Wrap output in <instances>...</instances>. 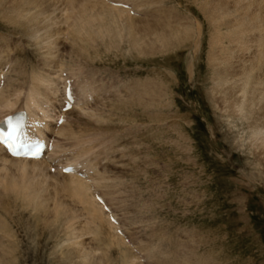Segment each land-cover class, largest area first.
Listing matches in <instances>:
<instances>
[{"label": "rangeland", "instance_id": "1", "mask_svg": "<svg viewBox=\"0 0 264 264\" xmlns=\"http://www.w3.org/2000/svg\"><path fill=\"white\" fill-rule=\"evenodd\" d=\"M122 1L135 30L100 0H0V94L22 107L35 86L63 93L61 71L86 79L56 148H89L97 168L0 158V264H264V0ZM139 84L160 111L125 107Z\"/></svg>", "mask_w": 264, "mask_h": 264}, {"label": "bare ground", "instance_id": "2", "mask_svg": "<svg viewBox=\"0 0 264 264\" xmlns=\"http://www.w3.org/2000/svg\"><path fill=\"white\" fill-rule=\"evenodd\" d=\"M95 1V0H94ZM100 1H102V2H104L103 4H104V8H107V9H109L110 11L111 10H113V11H116V12H118V13H120L119 15H121V14H123V15H126L125 17H126V20L128 21V23H127V26H128V30H130V29H133V30H135L136 29V27H137V23L135 22L137 19H136V17L135 16H131V14L129 15L127 12H129V13H131V11H132V9H130L131 7H130V5L129 6H127L126 7V2L125 1H122V0H115V1H110V2H105L104 0H100ZM98 2V1H97ZM69 3V5H71L70 3H72V2H68ZM108 4V5H107ZM73 5V4H72ZM75 6V5H74ZM73 6V7H74ZM72 8V7H71ZM73 9V8H72ZM82 10V9H81ZM89 10H91L87 5H85V6H83V10H82V13L80 14V16H79V20H80V22L79 23H77V33H83V32H85L86 31V33L87 32H89V31H87V24H88V20H85V19H88L87 18V15L88 14H86ZM105 10V9H104ZM112 11V12H113ZM103 13V12H102ZM104 14V13H103ZM123 15H121V16H123ZM104 17V16H103ZM124 17V18H125ZM123 18V19H124ZM246 18V17H245ZM116 20V19H115ZM125 20V19H124ZM245 21V20H244ZM123 22V21H122ZM245 23V22H244ZM245 25H246V23H245ZM244 25V26H245ZM238 26V25H237ZM239 27V26H238ZM74 32H76V31H74ZM84 34V33H83ZM146 41L141 37L140 38V40H139V42H138V44H137V46L138 45H144V43H145ZM1 59V58H0ZM4 60V59H3ZM9 62V61H8ZM5 63L2 61V62H0V71H2V69L5 67ZM252 67V66H251ZM43 76V75H42ZM35 78L37 79V80H39V81H46V80H44V78H42V77H39V76H35ZM228 79V78H227ZM47 82V81H46ZM228 82V81H227ZM39 84V83H38ZM41 84V83H40ZM147 84V83H146ZM17 85H20L19 83L17 84ZM148 85V84H147ZM41 86H43V85H41ZM139 86H141V88L138 90V93H136V95L134 96H130L129 98H132V97H135L134 99H131V101H129L128 102V100H127V102H128V104H127V102L125 103V107L126 108H130L131 110H133V109H137L138 110V107H141L142 108V110L145 112V111H147V108H149V107H152V109L153 110H155V111H153V112H156V111H160V104H159V102H158V99H156L155 97H153L151 100H150V105H148V103L147 102H145L144 101V98H143V96L144 95H146L147 94V90H146V88H144V86L142 85V84H139ZM138 86V87H139ZM48 87H49V85H48ZM55 87V86H54ZM57 87V86H56ZM18 88V87H17ZM37 88H36V86L35 87H33V91H35V93H34V96L32 95V94H29L28 93V97L26 98V100L24 101V99H23V102H24V104H22V107H16L17 106V104H19V102H20V95L21 94H17V93H11L12 91H7L8 93L7 94H5L4 92H1V94H0V114H2V115H7L8 113H10V112H26L24 109H27L28 111H29V113L27 114V120L28 119H30V120H32V118H34V117H40L41 115H39V114H36L35 113V111L32 109L33 107L32 106H34V105H36V106H41V108L45 111V114L43 115L44 116V118H47V124L45 125L46 126V130H47V133H48V130L49 131H52L53 133H55V131H56V128L58 127H60V125L58 126L57 124H54L53 125V127H52V120H50L51 118H53V116L49 113V111L48 110H45L44 109V107L40 104V101H41V99L40 98H43V96H36L35 97V94L37 93ZM41 89V88H40ZM59 89H60V86H59ZM19 90L17 89V92H18ZM50 91H51V89H50ZM27 92V91H26ZM32 92V91H31ZM40 92V91H39ZM64 92V91H63ZM33 93V92H32ZM55 93V96H56V98L54 97V95L52 94V95H49L48 97H47V99H45V101H47V102H49V103H52V105H53V109L54 110H57L58 108L60 109H62V107H63V105H62V103H61V99H62V97H61V95L63 96V93H61V94H59V90H58V92H54ZM40 94V93H39ZM134 94V93H133ZM41 95V94H40ZM93 95V94H92ZM126 95V94H125ZM88 96L89 95H87L86 97H84V98H82V99H85V101L87 102L88 100H86V99H88ZM127 96H128V93H127ZM26 97V96H25ZM126 100V99H125ZM132 102V103H131ZM78 103L76 102V104H75V107L73 106V108L71 109V110H76V105H77ZM126 104L128 105V107L126 106ZM121 107H123V103H122V106ZM124 107V108H125ZM240 107V106H239ZM61 109L59 110L60 112H61ZM240 109V108H239ZM70 110V111H71ZM84 110H85V108H84ZM125 110V109H124ZM126 111V110H125ZM135 111V110H134ZM139 112V111H138ZM138 112H136V113H138ZM130 113V112H129ZM148 113V112H147ZM146 113V114H147ZM69 114H71L70 112H68L67 113V117H68V115ZM139 114V113H138ZM145 114V115H146ZM4 115V116H5ZM4 116H2V117H4ZM135 116H136V114H135ZM2 117H0V119L2 118ZM157 117V116H156ZM43 118V119H44ZM153 119V118H152ZM56 120H57V118H56ZM154 120V119H153ZM33 125H35V124H33ZM62 125H65V124H62ZM64 127L65 126H62V127H60V129L57 131V134H58V137L60 138H62V136H64L65 137V132L66 131H64ZM36 130H38V128H36ZM38 133H39V135H41L42 137H45V138H47V139H49V137L50 136H48L49 135V133H48V135H46V132H44V131H42V130H39L38 131ZM69 133V132H68ZM73 134V132H71V135ZM57 141V140H56ZM58 146V145H57ZM59 147V146H58ZM89 151V148H86V149H84V150H79L78 151V154H80V155H82V156H78V154L76 155V157L78 158V157H84V155L85 154H87V152ZM83 152H85V154H82ZM0 158L2 159V160H4V161H14V162H17V163H21L22 165H23V169L24 170H26L27 169V165H37V164H39V163H41V162H45V165L46 166H48V168L49 169H51L52 167H56V165H52L51 163H48V162H46V159L44 158V159H41V160H32V159H23V158H13V157H10L5 151H4V149H3V147L0 145ZM2 156H3V158H2ZM71 159V160H70ZM67 163L66 164H77L78 163V161L76 160V159H73V158H71V157H68L67 158ZM42 164V163H41ZM40 164V165H41ZM12 166V165H11ZM85 165H83V167H84ZM39 167V166H38ZM40 168H43V167H40ZM44 169V168H43ZM60 172H62V171H60ZM63 173V172H62ZM65 174V173H64ZM87 174H88V176H89V173L87 172ZM67 175H72V176H76V175H78V177L79 176H81V177H85V178H89L88 176H85L84 174H82L81 172H79L78 170H76V172H72V173H70V174H67ZM77 178V177H76ZM0 182H1V180H0ZM2 183V182H1ZM74 183L76 184L75 186H74V188H72V192H73V195H75V196H77V197H79L82 201H83V203L84 202H88L90 205H92L93 207L95 206V199H96V193L95 192H97L98 190L96 189V188H93V190L95 191V192H92V195H93V197H92V195H90L89 194V192H91V189H90V191H89V185H87L86 184V182L84 181V178L83 179H76V181H74ZM69 188H71V187H69ZM92 188V187H91ZM89 196H90V198H89ZM102 197V196H101ZM103 198V197H102ZM104 199V198H103ZM105 200V199H104ZM85 204V203H84ZM88 204V205H89ZM99 206L97 207V206H95L94 207V209L96 208V210L98 211V213H96V214H99L100 213V217H102V218H104V221H105V219H107V217H106V215L105 214H107L108 215V217L110 218V216L111 215H113L112 214V211L110 212L109 210L110 209H108V212L107 211H104V209L106 208V207H110L108 204H107V202L105 201L103 204L101 203H99L98 204ZM88 208H90V207H88ZM111 208V207H110ZM88 210V209H87ZM90 210V209H89ZM92 210V209H91ZM112 210V209H111ZM96 211V212H97ZM91 214V213H90ZM114 216H116V215H114ZM108 221V219L106 220V222ZM119 222L120 221H118L117 223H112L110 220L108 221V225L110 226V228L111 229H113V230H115V229H117L118 231L119 230H121L120 229V227L121 226H119ZM115 232V231H114ZM115 234V233H114ZM122 234V233H121ZM116 235H118L117 233H116ZM121 236V235H120ZM119 237V236H118ZM119 239V238H118Z\"/></svg>", "mask_w": 264, "mask_h": 264}, {"label": "snow or ice", "instance_id": "3", "mask_svg": "<svg viewBox=\"0 0 264 264\" xmlns=\"http://www.w3.org/2000/svg\"><path fill=\"white\" fill-rule=\"evenodd\" d=\"M69 99H71V97ZM8 124H9L10 131L8 132L7 137H5L3 132H0V142L7 143L9 139H12L14 137L18 139V136L16 134L19 131L20 125L19 124L13 125L11 120L8 121ZM9 147L10 148L12 147L11 144H9ZM36 151L37 152L39 151V147L38 146H37ZM13 154H16L15 149H13Z\"/></svg>", "mask_w": 264, "mask_h": 264}]
</instances>
